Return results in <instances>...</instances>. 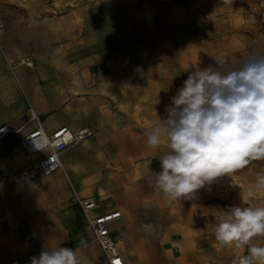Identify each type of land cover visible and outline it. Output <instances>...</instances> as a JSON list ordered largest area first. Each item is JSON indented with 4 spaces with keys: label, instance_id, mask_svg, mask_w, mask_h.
Segmentation results:
<instances>
[{
    "label": "crops",
    "instance_id": "0c3cea01",
    "mask_svg": "<svg viewBox=\"0 0 264 264\" xmlns=\"http://www.w3.org/2000/svg\"><path fill=\"white\" fill-rule=\"evenodd\" d=\"M184 7L170 0H0V126L16 129L0 141V264H30L68 244L99 264L75 193L97 202L93 213L120 211L110 232L124 264H231L237 250L217 242L214 228L232 198H218L212 182L180 200L154 186L168 149L166 142L149 148L145 133L167 117L171 99L168 62L153 60L176 40L174 25L190 17ZM37 123L46 133L93 131L59 153L52 182L23 177L20 141Z\"/></svg>",
    "mask_w": 264,
    "mask_h": 264
},
{
    "label": "clouds",
    "instance_id": "9594fccd",
    "mask_svg": "<svg viewBox=\"0 0 264 264\" xmlns=\"http://www.w3.org/2000/svg\"><path fill=\"white\" fill-rule=\"evenodd\" d=\"M170 99L167 117L145 133L153 150L166 142L162 170L153 176L167 199H191L215 178L264 161V54L252 53L239 64L195 66ZM254 190H264V167ZM214 235L237 250L231 264H264V245L254 242L264 237V206L232 207ZM245 247L247 255L240 251ZM78 251L58 246L32 256L30 264H89Z\"/></svg>",
    "mask_w": 264,
    "mask_h": 264
},
{
    "label": "rangeland",
    "instance_id": "374dc122",
    "mask_svg": "<svg viewBox=\"0 0 264 264\" xmlns=\"http://www.w3.org/2000/svg\"><path fill=\"white\" fill-rule=\"evenodd\" d=\"M170 1L183 3L190 17L183 20L182 25H174L172 29L176 40L153 60L168 62L164 68L170 79L169 98L176 94L195 66H216V60L239 64L252 53L264 54V0ZM192 5L200 8L195 15L190 11ZM51 12L53 15L60 13L56 10ZM3 14L8 19L13 17L9 11ZM197 29L201 30V34H195ZM261 167H264V161H254L230 175L217 177L212 181L215 190L211 192L220 199L232 198L231 204L234 207L264 206V190H254L257 172ZM254 242L264 245V237H257Z\"/></svg>",
    "mask_w": 264,
    "mask_h": 264
},
{
    "label": "built area",
    "instance_id": "2783aa9c",
    "mask_svg": "<svg viewBox=\"0 0 264 264\" xmlns=\"http://www.w3.org/2000/svg\"><path fill=\"white\" fill-rule=\"evenodd\" d=\"M38 121V118L33 114ZM16 131L8 124L0 126V141L8 132ZM93 135L88 128L76 131L67 126H59L50 133H46L39 123L20 143L25 152V157L34 161L24 172V179L29 180L35 176H48L61 168L59 153L68 146L77 144ZM76 201L86 217L87 226L90 229L93 240L99 248V264H124V261L116 249V244L111 236L110 223L120 217L119 210H109L93 213L97 208V202L93 199L84 200L75 193Z\"/></svg>",
    "mask_w": 264,
    "mask_h": 264
},
{
    "label": "bare ground",
    "instance_id": "6f19581e",
    "mask_svg": "<svg viewBox=\"0 0 264 264\" xmlns=\"http://www.w3.org/2000/svg\"><path fill=\"white\" fill-rule=\"evenodd\" d=\"M31 165H32V160L27 158V162L25 163V167L29 168ZM45 177L48 178L49 180H51V182H52V175H48V176H45ZM29 179H31V178H29ZM67 247L71 248V246L69 244H68Z\"/></svg>",
    "mask_w": 264,
    "mask_h": 264
},
{
    "label": "trees",
    "instance_id": "16d2710c",
    "mask_svg": "<svg viewBox=\"0 0 264 264\" xmlns=\"http://www.w3.org/2000/svg\"><path fill=\"white\" fill-rule=\"evenodd\" d=\"M224 205L228 206L231 209V207H230V205L228 203L225 202Z\"/></svg>",
    "mask_w": 264,
    "mask_h": 264
}]
</instances>
